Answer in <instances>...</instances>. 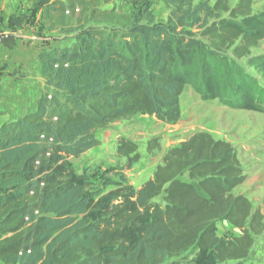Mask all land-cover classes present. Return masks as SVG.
Listing matches in <instances>:
<instances>
[{"label":"trees","instance_id":"trees-1","mask_svg":"<svg viewBox=\"0 0 264 264\" xmlns=\"http://www.w3.org/2000/svg\"><path fill=\"white\" fill-rule=\"evenodd\" d=\"M96 1L27 0L43 26L72 36L39 52L35 109L0 123V264H247L264 215L232 194L246 176L229 143L196 133L138 190L119 184L104 196L69 159L119 120L178 123L186 85L203 100L264 113V87L239 65L264 40V13L252 15L251 0H160L170 9L161 25L148 10L125 15ZM249 63L264 74V57ZM116 154L128 169L140 159L126 139ZM219 221L240 235L218 238Z\"/></svg>","mask_w":264,"mask_h":264},{"label":"rangeland","instance_id":"rangeland-1","mask_svg":"<svg viewBox=\"0 0 264 264\" xmlns=\"http://www.w3.org/2000/svg\"><path fill=\"white\" fill-rule=\"evenodd\" d=\"M0 1V40L2 37L9 39V46L14 40L15 51H18L21 62L20 71L25 69L23 73L17 71L14 74L18 80H24L23 74H31L36 69L38 49L70 44L72 35L66 32L68 28L57 27L49 30L48 25L43 26L39 14L33 13L27 0ZM216 1L193 0V4L206 2L213 6ZM226 2L230 8H234L240 0ZM96 9L114 10L125 15L148 10L155 24L161 25L166 24L170 15V9L160 0H97ZM261 13H264V0H251V14ZM76 18H80L79 11L72 19L71 26ZM210 21L212 22V19ZM13 52V50L0 52V110L7 106L5 100L9 99L7 97L11 91L3 88L2 78L18 84L10 71L12 61L9 60L14 58ZM251 57H264V40L252 50L250 57L239 61L244 72L254 76L264 87V74L250 65ZM7 61V65L3 64ZM180 111V120L174 125L161 123L153 116L138 114L100 129L96 132L98 145L78 158H70V166L78 175H86L89 188L98 192L99 196L109 194L119 188V184L138 190L153 178L169 149L178 146L196 133L205 132L215 140L229 143L236 151L246 179L232 191V194L246 197L253 208L264 215V113L231 109L223 106L218 100H203L190 85L184 87L180 96ZM4 120L6 121L5 114L0 113V123ZM121 139L132 141L138 146L140 159L130 169L126 167V159L116 154V147ZM149 142H156L158 147L148 150ZM153 204L163 205V202L158 198ZM216 235L227 241L240 235V231L233 229L226 222L219 221L216 224ZM192 258L190 257L189 261ZM247 264H264V233L255 237Z\"/></svg>","mask_w":264,"mask_h":264},{"label":"crops","instance_id":"crops-1","mask_svg":"<svg viewBox=\"0 0 264 264\" xmlns=\"http://www.w3.org/2000/svg\"><path fill=\"white\" fill-rule=\"evenodd\" d=\"M1 2V1H0ZM18 46H19V40ZM16 42V44H17ZM10 40L9 39H3V37L0 40V52H7L13 50L14 52L12 53V58L9 60L11 63V70L13 79H16L18 84H14L12 80H9L7 78H2V84L3 88H6V90H10L9 96L5 100V104L7 105L4 110H0V113H4L6 117V121L4 120L3 122L11 121L17 117H20L26 113H29L35 109L37 99L42 91L43 87V81L39 77L38 71H37V66H38V61L36 62V73L35 70L34 72L30 73H25L24 75V80H18L15 76L14 72L16 73L17 71L25 72V69H21L20 71V59H19V53L18 51H15V42L14 40L11 42L12 45L9 46ZM12 46V47H11ZM10 47V48H9ZM6 50H4V49ZM19 49V48H18ZM41 51V49L37 50V54ZM16 55V56H15ZM3 63V62H2ZM3 64H8V61L3 63ZM6 67V66H5ZM8 68V67H7ZM35 68V66H33ZM21 74L19 73V76ZM22 76L19 78L21 79ZM23 82V83H21Z\"/></svg>","mask_w":264,"mask_h":264}]
</instances>
